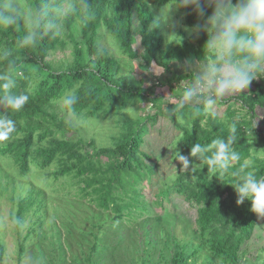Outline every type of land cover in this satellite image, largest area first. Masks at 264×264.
Returning <instances> with one entry per match:
<instances>
[{
	"label": "trees",
	"instance_id": "trees-1",
	"mask_svg": "<svg viewBox=\"0 0 264 264\" xmlns=\"http://www.w3.org/2000/svg\"><path fill=\"white\" fill-rule=\"evenodd\" d=\"M23 1L27 12H18L19 22L0 26V74H7L10 65H16L17 71L12 73L17 81L16 91L26 92L30 99L19 112L0 108L15 121L17 128L10 140L0 142V156L11 158L22 177L33 169V165L42 170L45 177L70 176L80 187L82 197L115 210L117 214L113 219H123V213H136L132 207L140 214L151 212L155 204L170 200L171 194L182 195L188 203L196 202L194 230L198 240L181 243L172 236L168 264H187L201 249L207 250L219 264H238L243 246L253 235L258 214L252 210L251 201L245 199L242 204L236 203L238 195L232 185L237 183L238 177L231 173L252 156V146H259L264 152V123L254 124L258 109H264V84L255 78L242 93L218 101L241 103L249 117L237 114L232 102L221 115L217 113L215 119L203 111L196 114L187 108L169 115L171 108L162 109V96L155 90L164 81L144 86L143 79L136 78L135 73H122L120 58L107 47H101L98 40L102 34H109L120 53L130 58L141 56L144 62L139 64L138 70L149 67L152 61L170 70L172 74L166 82L173 93L180 95L177 86L188 84L194 75L191 72L175 73L170 59L192 61L201 58L203 61L207 57L206 53L203 55L207 36L203 32L196 33L193 40L182 39L164 47L158 11L173 0ZM41 9L53 13L57 25L55 35L43 31L47 18L40 14ZM59 9L63 11L56 15ZM177 9L188 25L203 23L191 7ZM211 11L208 7L205 17ZM136 18L144 48L142 52L133 45L132 29ZM28 30L41 32L34 47L25 46L23 37ZM69 41L72 43L71 58L58 62L47 58L52 50L65 47ZM71 90L79 96L73 111L78 119L114 118L117 128L108 134L109 144H99L95 139L85 142L72 133L77 126L57 110L60 98ZM144 101H150L155 111L132 116L124 110L130 104L138 107ZM160 115L171 120L181 133L172 141V159L177 161L175 158L180 153L188 156L193 164L178 174L161 176L154 194L156 198L148 201L144 196V181L152 182L160 172L152 153L143 145L151 125ZM232 127L240 136L234 146L242 159L234 162L229 173L219 179L208 171L206 162L190 156V149L196 143L207 145L214 139L227 137ZM88 145L93 151L86 148ZM102 154L106 159L101 158ZM257 159L258 164L253 168L249 165L245 171H253L257 178H262L264 157ZM53 161L56 168L48 170ZM178 164L181 167L179 161ZM8 176L0 163V194L8 191V181H4ZM16 179L11 178L9 195L18 207L16 217L19 218L27 205H43L46 196L45 188L37 187L25 178L16 183ZM90 233L94 236L89 255L92 264L94 252L102 245L97 242L99 232ZM30 235L28 231L25 238ZM25 238L20 241V254L26 250ZM3 248L0 242V257Z\"/></svg>",
	"mask_w": 264,
	"mask_h": 264
},
{
	"label": "rangeland",
	"instance_id": "rangeland-1",
	"mask_svg": "<svg viewBox=\"0 0 264 264\" xmlns=\"http://www.w3.org/2000/svg\"><path fill=\"white\" fill-rule=\"evenodd\" d=\"M14 3L19 12L22 14L27 12L23 0H14ZM172 3L161 6L158 11L164 47L180 42L182 39L193 40L196 34L194 31L196 26L188 25ZM162 9L165 11L168 9L167 18L162 16ZM138 23L136 18L132 29L135 35L133 45L138 52H142L144 48L138 31ZM173 36L175 39H172ZM98 43L120 58L122 73H135L136 78L143 79L144 86L157 83L159 80L164 81L155 87L156 92L162 96L163 110L179 103L182 89L187 84L178 85L176 82L180 95L173 93L169 83L166 82L172 74L170 70L155 61H152L149 67L138 70L139 64L144 62L142 57L130 58L125 53H120L109 34H102ZM71 44L69 41L65 47L58 46L49 53L47 58L56 62L66 57L71 58ZM196 60L193 59L192 62ZM188 62L175 58L170 59V65L175 73L191 72L195 77V69H186ZM256 79L264 84V74ZM229 102L233 103L237 114L249 117L246 108L241 103L232 100L217 103L216 112L221 115ZM154 108L150 101H144L138 107L130 104L124 110L136 116L147 112L152 113L155 111ZM57 110L60 115H66L68 120L75 123L77 129L72 133L83 138L85 142L95 139L99 144H109L108 134L117 128L112 116L78 119L74 112L66 113L60 101ZM261 122L264 123V109L259 108L255 117V125L258 126ZM179 134H181L180 130L174 126V123L160 115L145 136L146 142L143 148L152 153V158L157 162L158 172H160L153 177L152 182L144 181V196L148 201L156 198L154 194L161 176L175 175L181 170L178 160L174 161L171 155L172 141ZM86 148L93 151L91 145ZM251 149L252 156L245 161L253 168L258 164L257 158L264 157V152L259 146H252ZM101 158L104 159L105 156L102 154ZM0 163L9 174L4 178V181H8V191L0 194V242L4 246L0 264H90L89 255L94 242L91 231L99 232L97 242L102 245L94 252L91 258L92 264H142L145 258L144 264H168L173 246L172 236H175L181 243L193 241V239L195 242L198 240L194 230L197 214L196 202L188 203L182 195L177 193L171 194L170 200L155 204L151 212L140 214L132 207L136 213L131 215L123 213V219H113L117 212L111 208L99 206L89 197H82L80 187L72 181L70 176H60L57 179H54L53 175L45 177V174L41 173L42 170L33 165V169L22 177L18 175L11 158L0 156ZM55 168L56 162L53 161L49 164L48 170ZM14 177L17 178L16 183L25 178L33 182V185L45 188L43 192L46 196L43 205L39 206L37 203L27 205L19 218L16 217L18 207L9 195L12 190L11 178ZM40 197L43 198L41 193ZM166 211L170 213L165 214ZM98 225L102 226L98 227ZM28 231L32 235L25 238ZM24 238L26 250L20 254L19 245ZM187 264H219V262L213 259L207 250L201 249L190 258ZM238 264H264V216L258 214L257 225L252 237L241 250Z\"/></svg>",
	"mask_w": 264,
	"mask_h": 264
},
{
	"label": "clouds",
	"instance_id": "clouds-1",
	"mask_svg": "<svg viewBox=\"0 0 264 264\" xmlns=\"http://www.w3.org/2000/svg\"><path fill=\"white\" fill-rule=\"evenodd\" d=\"M172 4L177 8L191 7L203 21L194 31L197 35L206 34L203 55L206 53L207 57L203 61L199 58L194 63L188 62L186 69H195L196 75L182 89L179 103L169 110V115L187 108L196 114L203 111L215 119L219 100L242 93L253 79L264 74V0H173ZM208 7L212 11L205 17ZM62 11L59 9L55 14ZM18 12L14 0H0V26L17 24L20 20ZM40 14L47 18L43 31L55 35L57 25L53 13L41 9ZM162 16L167 18L168 9H162ZM40 37V31H26L25 46L34 47ZM15 71L16 65H10L7 74H0V108L19 112L30 96L16 91L17 81L12 75ZM78 100L76 91L71 90L60 98V105L66 113H71ZM16 132L15 121L6 111H0V142L10 140ZM239 137L237 129L232 127L227 137L214 139L207 145L193 144L190 156L206 162L212 176L220 179L229 173L234 162L242 159L234 146ZM175 159L183 171L193 164L188 156L180 153ZM248 168L249 165L243 163L231 173L238 177L237 183L231 184L238 195L236 203L242 204L247 199L251 201L252 210L264 216V177L257 178L253 171H245Z\"/></svg>",
	"mask_w": 264,
	"mask_h": 264
}]
</instances>
